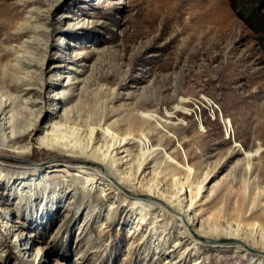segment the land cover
<instances>
[{
  "label": "rangeland",
  "instance_id": "obj_1",
  "mask_svg": "<svg viewBox=\"0 0 264 264\" xmlns=\"http://www.w3.org/2000/svg\"><path fill=\"white\" fill-rule=\"evenodd\" d=\"M237 5L0 0V94L11 96L4 122L15 130L30 124L33 114L14 98L15 90L32 89L35 98L41 78L47 85L31 149L0 145V264H193L196 255L197 264H254L248 251L222 246L234 234L253 239L259 231L264 239V31L256 32ZM47 9L48 33L40 27ZM29 14H40V20ZM23 34L21 41L16 38ZM43 60L66 68L40 75ZM57 92L65 104L54 113L49 105ZM141 111L156 114L163 128L151 127V118L137 116ZM46 122L83 132L101 122L121 136L146 134L151 146L137 180L165 196L186 182L196 195L189 208L192 227L206 232L196 238V250L187 240L168 257L180 240L179 221L168 211L170 216L159 215L161 202L149 196L153 192L120 187L100 166L96 186L83 190L75 162L39 142ZM139 152L135 144L130 147L131 176ZM254 198L248 220L239 217L241 206ZM140 206L148 212L134 231Z\"/></svg>",
  "mask_w": 264,
  "mask_h": 264
},
{
  "label": "bare ground",
  "instance_id": "obj_2",
  "mask_svg": "<svg viewBox=\"0 0 264 264\" xmlns=\"http://www.w3.org/2000/svg\"><path fill=\"white\" fill-rule=\"evenodd\" d=\"M26 6H27V3L23 2L22 6H20V9L24 10ZM41 14L43 17L41 20L38 19V17H40L39 16L40 14H36L34 16L32 14H29V16H33L38 21L40 20V24H41L40 27H42V31L46 30V32L48 33V27H47L48 23L47 22L51 17L50 16L51 9H47V11L41 12ZM25 34L18 35L16 36V38H18V40L21 41V37H23ZM15 51L20 52L17 49H15ZM19 55L20 54L15 55V56L13 55L14 56L13 59L15 61L14 63L16 64L19 63L17 61L18 57H20ZM7 64H5V66ZM53 64H57V63H53ZM64 64L65 65L61 64L58 66L50 64L47 66L43 60L39 64L40 66L38 67L37 70L40 75H43L44 72H50L52 69H54V67L55 69L57 67L66 68V63ZM18 68L20 69L19 72H22V69H24L19 66ZM27 68L32 69V66L29 65ZM40 82L41 83H39L38 89L36 91L37 96L35 98H33L32 89L26 88V89L17 90L16 88L15 90L16 93H14L15 94L14 98H18V100H20V103L23 105V107L27 111H30L33 114V119L31 123L21 129L15 130L8 124V122H4L6 118L5 116L10 111V108H11V102H10L11 96L7 97V95L4 93L7 97V99H4V97L0 94V116H1L0 117V145L4 147H9L13 150L20 149L23 152L29 151L31 149L29 139L33 135L32 129L34 127H37L35 125V121L39 118L41 103H43L42 92L45 90L47 86L45 82L42 80V78L40 79ZM55 85H57V83ZM48 88H50L51 92H56L57 90V86H50ZM56 94H59V97H56ZM10 95L12 94L10 93ZM64 98L65 97L63 96V93L61 94L58 92L55 93V96L54 98L51 99V103L49 105L50 107H53L54 113L62 104H65ZM24 99H27V100L24 101ZM30 99H32V101H30ZM171 113L172 112L170 111L168 113L169 114L168 116H171L172 115ZM141 114L152 119V121L150 119L147 120V123L151 124V127L157 130L158 128H161V129L163 128V123L159 120L156 114L151 115L147 111L146 113L141 111L137 114V116H140ZM225 123H226V126H229L228 122H225ZM39 131L40 133H43V137L39 140L40 143H45V145L49 148H56V150L61 155H63L64 157L67 155L68 159L75 162L74 166H75V169L77 170H75L74 172L76 173L75 174L76 177L82 180L83 190L85 189L91 190L94 186H96L94 179H95V172L97 171V169L95 168L100 166V167H103L105 175L108 176L109 179L112 180V182H115V184H117L120 187H124L126 185L127 188H130L131 190H134V191L138 190L140 193H146V192L152 193L153 192L154 196L153 195H149V196L152 198H159L161 202L159 203L160 208L158 209L159 215L164 216V215L170 214L171 216L170 215L168 216L175 218L179 221L180 231L178 232L179 238L178 237L177 238L180 240L177 239L178 241L175 243V245L172 246V249H170L169 252H167L168 257L176 253L177 247H174V246H176L178 243L184 244V242L187 240H189V242H192L190 248L196 250V247H197V244H196L197 242L195 241L196 238L198 240L201 234L206 233V232L202 231L203 229L201 228V226L196 229L192 227L195 223V220L191 215H189L190 213H192V210L189 211V208L191 206L193 207L195 199H196V195L192 194L190 187L186 186V182L179 181L180 183L179 188L171 196H165L162 192H160L156 188L155 190H153L151 188H148L147 186H144L143 185L144 183L142 184L143 182L142 178L137 180V176L142 171V168L144 165L143 163L145 161L144 156L146 154L145 150H148L151 146V140L148 138L146 134L141 133L139 137H132V135L130 134L128 135L122 134L121 136L120 133L116 134V133L109 132L107 126L101 125V122L98 123L97 125H93L92 127H89L88 129L85 130V132H83L84 130L82 131V129L80 128L76 129V126L60 127L59 124L57 123L50 124L46 122L44 123V125L39 127ZM24 137H27L28 140H25L26 142L21 143L19 138H24ZM134 144H135V148L138 151H140L139 154L141 155L140 156L141 158L137 160V166L135 170L136 174L134 176H131L132 174L130 172V166L133 162L132 160L134 158V155H131L130 147ZM162 152L166 154L164 151ZM166 157H168L169 160L171 161L173 160L170 157V155H167ZM179 167L183 169L185 172H187L188 174L191 173V168H189L186 164L180 165ZM88 186H90V188H88ZM110 188H111V183L106 182L105 190H108ZM0 194L1 195L4 194V191L2 189L0 190ZM183 201L187 202V204L185 203L187 205V206L185 205L186 207H183L182 205L181 208H178V207L175 208L174 205L176 203H180ZM254 202H255V198L251 200L248 207H246L245 205H242L240 208L239 217L241 216V218L243 217L245 218V220H248L247 212L253 209L252 205L254 204ZM137 208L139 209V213H138L137 219L134 222L135 223L134 231L143 225V222L146 218V214L148 212V208L144 206L142 207L140 206ZM167 211L169 212L168 214H167ZM224 241H227V242L224 243ZM228 244H231L237 248H242L243 250L248 251L249 259L252 263L264 264V239H263V235H261L259 231H255L253 239H246L245 237H242L238 234H234L230 237H225V239L222 240V246L223 245L227 246ZM196 257L199 258L197 255ZM197 258H194L195 260L193 261V264H197Z\"/></svg>",
  "mask_w": 264,
  "mask_h": 264
},
{
  "label": "trees",
  "instance_id": "obj_3",
  "mask_svg": "<svg viewBox=\"0 0 264 264\" xmlns=\"http://www.w3.org/2000/svg\"><path fill=\"white\" fill-rule=\"evenodd\" d=\"M236 9L243 8L244 15L252 18V28L256 32L264 31V13H260L264 9V0H237Z\"/></svg>",
  "mask_w": 264,
  "mask_h": 264
}]
</instances>
